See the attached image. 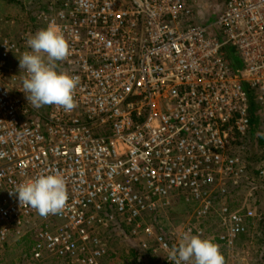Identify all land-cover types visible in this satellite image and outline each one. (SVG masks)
Returning <instances> with one entry per match:
<instances>
[{"label":"built area","instance_id":"2783aa9c","mask_svg":"<svg viewBox=\"0 0 264 264\" xmlns=\"http://www.w3.org/2000/svg\"><path fill=\"white\" fill-rule=\"evenodd\" d=\"M31 2L36 30L0 29V250L30 238L34 261L101 264L116 230L173 264L184 232L233 245L263 219L264 149L255 165L236 147L250 92L264 121V0H221L214 21L212 0ZM50 23L70 47L58 70L79 78L71 112L22 91L27 34ZM45 173L67 200L42 217L9 191ZM174 197L193 211L168 230L156 216Z\"/></svg>","mask_w":264,"mask_h":264},{"label":"clouds","instance_id":"9594fccd","mask_svg":"<svg viewBox=\"0 0 264 264\" xmlns=\"http://www.w3.org/2000/svg\"><path fill=\"white\" fill-rule=\"evenodd\" d=\"M30 51L19 57V67L24 70L22 91L34 108L54 105L71 112L77 105L74 99L79 78L58 70L70 47L63 31L54 23L27 34ZM18 194L20 205L35 209L42 217L59 214L66 200V182L59 173L38 174L16 185L9 195ZM168 246L165 245V248ZM167 259L173 264H225L219 245L211 239L184 232L177 244L168 250Z\"/></svg>","mask_w":264,"mask_h":264},{"label":"rangeland","instance_id":"374dc122","mask_svg":"<svg viewBox=\"0 0 264 264\" xmlns=\"http://www.w3.org/2000/svg\"><path fill=\"white\" fill-rule=\"evenodd\" d=\"M212 2L216 4L215 10H213L210 16L211 20L214 21L219 15L220 10L217 5L220 4L221 0H212ZM35 8L36 4L31 2V0H0L1 32L14 39H19L22 30L26 26L32 25L36 30L37 26L33 23L34 21L31 18V14ZM254 141L255 149H252L250 135V142H248L249 144L247 143L248 145L244 148L245 153L246 148L251 147V152L247 151V154L251 155L252 153L253 156L250 158L252 164L257 162L258 157L264 149V138L261 139L259 135H256V139L252 140V142ZM236 148L240 149V146L237 145ZM261 199L262 203L260 204L259 212L261 211L263 214L262 216H264V196L261 197ZM192 211L193 207L190 204L185 203L179 197H174L172 199V205L156 216V219H158L160 224L166 226L168 230L173 228L177 229L189 219ZM206 226L208 235L214 233V228L211 227L212 223L207 222ZM110 237L108 241V247L110 249L109 254L102 259L101 264H169L165 260V252L161 250H159L158 253H153L150 250L142 251L138 246L139 241H129L124 238L125 236L123 234L117 236L116 232H112ZM205 238H208V236ZM208 239H211L214 243L219 245V250L224 257L225 264H264V256H261L264 252V248L262 249V247H264V218L258 220L256 224L251 227L249 233L239 236L233 245H227L216 238ZM24 241L25 239L22 241H10L5 248H2L0 250V264H71L64 259L53 260L52 258L40 262L34 261L29 256H25ZM171 242L173 244L178 243L177 241ZM138 251L142 255L141 261L134 256V253Z\"/></svg>","mask_w":264,"mask_h":264},{"label":"trees","instance_id":"16d2710c","mask_svg":"<svg viewBox=\"0 0 264 264\" xmlns=\"http://www.w3.org/2000/svg\"><path fill=\"white\" fill-rule=\"evenodd\" d=\"M227 54H228V52H227ZM250 111H251V122H252L251 123L250 132L245 137H242V140H239L237 142L239 144V146H240V150L243 149L242 150L243 152L242 151L241 152L244 154V157H246L248 160H250V158L253 156L252 153H251V155L247 154V151L251 152V147L246 148V152L245 153H244V150H245L244 148L249 144L248 142H250V135H251L252 149H255V141L252 142V140L256 139V135H259L261 139L264 138V132H261V131H264L263 130L264 129V121L261 120V114H262L261 112H262V110L260 109L259 105L256 103L253 92H250ZM252 135H253V137H252ZM262 135H263V137H262ZM253 146H254V148H253ZM263 218H264V216H263ZM115 231L116 230H114V233H115ZM124 231H127V230L124 229V227H123V231L122 232H124ZM23 244H24L23 246H24L25 256L28 257L32 241H31L30 238H26ZM263 248L264 247H262V249ZM134 256L137 257L141 261L142 255L139 253V251L134 253ZM261 256L262 257L264 256V252H263V254ZM53 260H60V259H53ZM262 260H263V258H262Z\"/></svg>","mask_w":264,"mask_h":264},{"label":"crops","instance_id":"0c3cea01","mask_svg":"<svg viewBox=\"0 0 264 264\" xmlns=\"http://www.w3.org/2000/svg\"><path fill=\"white\" fill-rule=\"evenodd\" d=\"M26 239V238H25Z\"/></svg>","mask_w":264,"mask_h":264}]
</instances>
